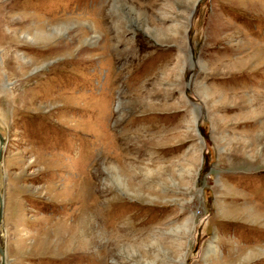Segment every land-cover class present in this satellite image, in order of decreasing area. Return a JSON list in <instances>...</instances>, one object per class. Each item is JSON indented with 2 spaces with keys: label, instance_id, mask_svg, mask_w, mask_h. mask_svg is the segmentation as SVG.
<instances>
[{
  "label": "rangeland",
  "instance_id": "rangeland-1",
  "mask_svg": "<svg viewBox=\"0 0 264 264\" xmlns=\"http://www.w3.org/2000/svg\"><path fill=\"white\" fill-rule=\"evenodd\" d=\"M6 264H264V0H0Z\"/></svg>",
  "mask_w": 264,
  "mask_h": 264
},
{
  "label": "water",
  "instance_id": "water-1",
  "mask_svg": "<svg viewBox=\"0 0 264 264\" xmlns=\"http://www.w3.org/2000/svg\"><path fill=\"white\" fill-rule=\"evenodd\" d=\"M6 141H7L6 137L0 132V165L2 162L3 155H4V147H5ZM4 205H5L4 196H3L2 190L0 189V227L3 221ZM0 234H1V230H0ZM5 251H6L5 247L0 239V264L6 263V252Z\"/></svg>",
  "mask_w": 264,
  "mask_h": 264
},
{
  "label": "bare ground",
  "instance_id": "bare-ground-1",
  "mask_svg": "<svg viewBox=\"0 0 264 264\" xmlns=\"http://www.w3.org/2000/svg\"><path fill=\"white\" fill-rule=\"evenodd\" d=\"M7 142V141H6ZM6 145V144H5ZM2 226V225H1ZM6 252V251H5ZM6 264V263H5Z\"/></svg>",
  "mask_w": 264,
  "mask_h": 264
}]
</instances>
